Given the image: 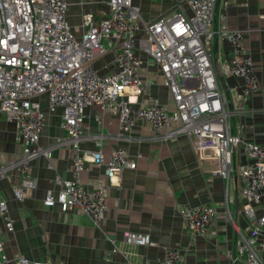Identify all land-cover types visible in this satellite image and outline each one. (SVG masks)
Returning a JSON list of instances; mask_svg holds the SVG:
<instances>
[{"label":"built area","instance_id":"obj_1","mask_svg":"<svg viewBox=\"0 0 264 264\" xmlns=\"http://www.w3.org/2000/svg\"><path fill=\"white\" fill-rule=\"evenodd\" d=\"M215 1L187 0L189 13L177 8L142 21L132 0H106L105 15L94 19L91 11L81 13L77 34L66 16L67 0H0V112L14 123L20 142L18 155L0 162V178L16 169L20 178L11 186L13 196L21 199L25 188L36 185L28 172L34 156H48L54 145L69 143L74 149L72 176L62 178L55 173L58 190H48L42 203H57L65 211L76 209L98 223L107 207L108 186L124 167H135L140 153L130 155L119 143L105 153L101 147L105 133H84L85 108L95 105L101 112L116 115L117 139L126 137L131 127L143 120L153 134L174 139L184 133L193 146L216 147L217 172L225 180L233 169L234 150L239 148L244 157L236 168L239 192L246 201L242 212L251 222L240 236L230 264H264L259 252L264 249V238L259 237L264 229V137L247 138L240 121L230 129L227 95L212 62L213 37L218 35L228 43L229 53L220 73L241 79L239 99L255 92L259 82L241 30L210 27ZM108 50V66L95 65L94 60ZM137 50L156 63L171 104L151 93L152 79L141 75L142 59ZM41 94L46 97L48 111L60 108L63 129L61 136L44 145L38 142L44 119ZM95 118L100 121V116ZM86 137L94 139L93 149L80 147L79 141ZM87 161L102 166L104 178L82 182L80 175ZM178 210L190 235L204 233L215 212L211 203L184 205ZM12 228L0 189V264H62L19 253L7 256L1 232ZM121 237L137 244L152 243L149 233L141 230L123 229ZM161 248L160 264H185L183 251L167 244Z\"/></svg>","mask_w":264,"mask_h":264},{"label":"crops","instance_id":"obj_2","mask_svg":"<svg viewBox=\"0 0 264 264\" xmlns=\"http://www.w3.org/2000/svg\"><path fill=\"white\" fill-rule=\"evenodd\" d=\"M132 1L138 6L142 21L177 8L189 13L187 0ZM85 10L97 19L107 13L106 0H67L66 16L77 34L81 30L80 15ZM210 27L242 32L243 44L252 59V72L258 78V89L244 100L239 99L241 79L220 73L229 48L227 41L218 35L211 41L212 62L227 95L230 129L233 131L240 121L247 138L260 140L264 137V0H216ZM137 54L142 59L141 75L152 79L151 93L170 103L156 63L142 51L137 50ZM110 58L108 50L94 64L108 66ZM38 98L44 110L38 142L50 144L63 134L59 125L60 108L50 112L46 109L45 95ZM85 112L84 133H105L101 141L105 153L116 143L130 155L139 152L135 167H124L118 179L113 178L107 189V207L98 223L76 209L65 211L57 203L51 206L42 203L48 190L53 193L58 190L53 181L55 173L62 178L72 176L70 157L74 149L69 143L56 144L50 155L37 154L30 160L28 172L35 177L36 185L25 188L21 199L11 191L20 176L15 168L9 169L0 178V189L13 221L12 230L1 232L6 255L19 253L30 258L62 261V264H126L127 261L160 264L161 245L167 244L184 252L185 264H230L251 217L242 212L246 201L239 192L236 169L227 180L217 172L216 147L193 146L184 133L174 139L153 134L143 120L137 121L126 137L117 139L114 113L101 112L95 105L87 106ZM95 115L100 116V121ZM79 145L88 150L95 147V142L86 137ZM19 151L14 123L0 112V162L16 157ZM233 156L237 164L244 159L239 148ZM80 176L85 184L93 183L104 178L103 167L87 161ZM203 203H211L215 208L211 222L204 233L190 235L178 209ZM123 229L146 231L152 243L127 242L121 237ZM259 237L264 238V229ZM259 252L264 261V249Z\"/></svg>","mask_w":264,"mask_h":264},{"label":"rangeland","instance_id":"obj_3","mask_svg":"<svg viewBox=\"0 0 264 264\" xmlns=\"http://www.w3.org/2000/svg\"><path fill=\"white\" fill-rule=\"evenodd\" d=\"M234 158V156L232 157V166H233V169H232V171L234 170V169H236L237 168V163H236V161H235V159H233Z\"/></svg>","mask_w":264,"mask_h":264}]
</instances>
